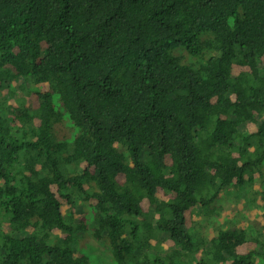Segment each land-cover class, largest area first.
<instances>
[{"label": "trees", "instance_id": "16d2710c", "mask_svg": "<svg viewBox=\"0 0 264 264\" xmlns=\"http://www.w3.org/2000/svg\"><path fill=\"white\" fill-rule=\"evenodd\" d=\"M247 186L258 217L196 245ZM75 232L115 264H264V0H0V264H91Z\"/></svg>", "mask_w": 264, "mask_h": 264}, {"label": "rangeland", "instance_id": "374dc122", "mask_svg": "<svg viewBox=\"0 0 264 264\" xmlns=\"http://www.w3.org/2000/svg\"><path fill=\"white\" fill-rule=\"evenodd\" d=\"M30 80H32V79L28 78V80H26V85H24L25 81H23V82L19 81V84L27 87L30 84ZM16 83H17V85H16L14 91L17 95L22 96V95H28L29 94V92H30L29 89H23L22 91H19L18 80H15L13 82V84H16ZM33 88H35V87H33ZM53 99H54V105L62 113L63 110L61 109V106H60L61 102H60L59 94L54 93ZM61 118H63L65 120V122L57 127L55 137L58 140H62V142H66V146L68 148L72 149L76 130H75L72 122L69 120L68 115L66 113L61 114ZM144 152H145V154H148V148L147 147L144 148ZM238 191L240 193L238 196L236 194L225 195V198L228 201L227 207L230 211L228 213H225V212L222 213L216 221L217 223L222 222V227L226 226V224L228 223V220L230 218H232V216L238 217V220L240 218H242L241 213H244V210L251 211L253 213V216L255 219L258 217L256 214L262 208V205H260V204L254 205V204L247 203L246 199H245V193L243 191H240V190H238ZM251 226H252V224L247 223L248 228ZM205 232H206V235L208 233L211 235L213 233V230L208 229V231L205 230ZM75 234H76V237H78L77 246L82 245L83 251H85L87 253V255L89 254L91 256V258H92L91 264H115L113 258H111V256H110L108 250L105 248L104 245H102L101 242H98V240L95 238H93L94 239L93 240V239H85V238L79 237L82 234V232H75ZM86 234L89 235L88 233H86ZM200 237L202 238V236H200ZM142 250H144V249L142 248ZM247 250H248L247 245H244V246L239 248V252H242V253L247 252ZM79 252H80V250H79Z\"/></svg>", "mask_w": 264, "mask_h": 264}, {"label": "clouds", "instance_id": "9594fccd", "mask_svg": "<svg viewBox=\"0 0 264 264\" xmlns=\"http://www.w3.org/2000/svg\"><path fill=\"white\" fill-rule=\"evenodd\" d=\"M201 148L202 147H200V150H201ZM147 155L148 154H145V152H144V157H146ZM171 162H172V160H171L170 156L167 155L166 156V163L169 165V164H171ZM124 180H125L124 175L122 173L119 174L118 181H119V183L121 185L124 183ZM227 189H229V188H227ZM251 190L252 189L249 186H247V189L244 190L243 192L244 193H248ZM161 191L164 192L163 190H161ZM164 193H165L166 196H168L169 199H171V198H173L175 196V193H171L170 191H167V192H164ZM165 195L160 193V194L156 195V197L153 200H150L149 198L142 200L140 202V205H141V209H142L143 214L138 216V220L143 219L146 222H156L158 220V218H159V213H157V207L162 202V200L165 197ZM215 202L209 205V208H211V210L214 208ZM188 210H189V219H190L189 223H195V222L201 220V217H203V216L207 217V215H204V214H202L200 212L199 205L192 206L191 208L187 209L185 211V213ZM220 225H221V223L215 222L213 227L211 228L213 230V232L217 231L218 228L220 227ZM2 227L5 228L8 232L10 231V226H9L8 223H5L4 225H2ZM27 230L31 231V230H33V228L29 227ZM194 231H195V233H193V239L196 241V245L204 244L205 241L210 237L209 233L206 235L205 229H203V228L198 227ZM26 235H31V233L23 231V233L19 234L20 237H24ZM167 236H168V234H167ZM200 236H202V238ZM172 242H170V244ZM169 249H170V252H171L172 250L176 249V247L175 246L169 247ZM191 250L182 251V249H181L180 255H184L185 254L186 259L188 258L190 253L194 256L195 250L194 249L192 251ZM180 255H179V257H180Z\"/></svg>", "mask_w": 264, "mask_h": 264}, {"label": "bare ground", "instance_id": "6f19581e", "mask_svg": "<svg viewBox=\"0 0 264 264\" xmlns=\"http://www.w3.org/2000/svg\"><path fill=\"white\" fill-rule=\"evenodd\" d=\"M219 27H220V26H219ZM163 207H164V206H163ZM163 207H162V208H163ZM160 208H161V207H160ZM164 210H165V209H164ZM162 211H163V209H162ZM94 234H96V233L94 232ZM141 249H142V248H141Z\"/></svg>", "mask_w": 264, "mask_h": 264}]
</instances>
